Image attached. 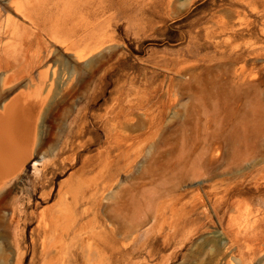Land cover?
<instances>
[{
  "label": "rangeland",
  "instance_id": "1",
  "mask_svg": "<svg viewBox=\"0 0 264 264\" xmlns=\"http://www.w3.org/2000/svg\"><path fill=\"white\" fill-rule=\"evenodd\" d=\"M11 1L24 10L0 0V40L20 44L16 27L33 53L60 58L69 42H104L88 59L91 72L103 65L91 90L74 93L80 68L57 97L68 103L64 127L78 115L88 128L57 182L78 179L86 161L98 176L101 150L116 157L107 188L78 209L88 212L72 264L97 256L90 235L108 241V264H264V0ZM40 157L0 213V264H43L37 220L12 222L8 211L28 202Z\"/></svg>",
  "mask_w": 264,
  "mask_h": 264
},
{
  "label": "bare ground",
  "instance_id": "2",
  "mask_svg": "<svg viewBox=\"0 0 264 264\" xmlns=\"http://www.w3.org/2000/svg\"><path fill=\"white\" fill-rule=\"evenodd\" d=\"M7 1L12 2L14 11L24 10L19 1ZM9 35L19 38L20 44L0 40V213L8 209L13 182L27 177L28 162L40 155L37 165H41V173L24 180L27 186L22 190L28 202H22L24 199L20 197L18 204L24 209L8 211L12 222H20L23 218L27 223L37 220L36 228L43 233V264H72L71 250L79 236L77 231L83 228L79 222L88 212V208L78 209L92 205L100 192L107 188L106 173L116 162V157L112 159L109 153L101 150L98 176L87 177L95 167L86 161L82 163L78 179L74 173L62 183L57 182L65 164H72L76 160V154H70L75 140L85 135L88 129L74 114L71 123L64 127L63 102L66 101L57 97L65 80L72 78L80 68L79 87L74 93L89 92L94 75L102 71L103 65L91 72L88 59L96 53L101 54L104 42L101 38L96 39V43L83 41L81 45L77 41L69 42L63 47L67 57L60 58L55 57L54 50L48 47L46 53L44 48L43 54L38 51L33 53V45L16 27H11ZM99 62H102V58ZM103 81L102 77L100 84ZM77 104L68 105L67 109L73 112ZM116 143L119 149L120 140ZM117 156L121 157L119 153ZM53 199L54 202L39 213L28 212L29 208L40 207ZM163 213L158 211V216ZM90 238L98 241V249L97 256L88 259L87 264H108L101 254L108 248V241L91 235ZM116 244L117 239H112L111 250H118ZM89 248L91 253V244Z\"/></svg>",
  "mask_w": 264,
  "mask_h": 264
}]
</instances>
